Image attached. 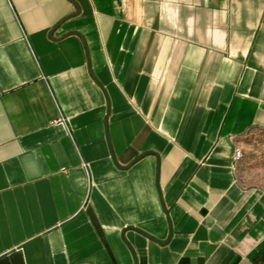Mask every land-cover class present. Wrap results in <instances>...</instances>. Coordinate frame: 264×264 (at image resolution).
<instances>
[{"label":"crops","instance_id":"0c3cea01","mask_svg":"<svg viewBox=\"0 0 264 264\" xmlns=\"http://www.w3.org/2000/svg\"><path fill=\"white\" fill-rule=\"evenodd\" d=\"M258 128L264 0H0V264H264Z\"/></svg>","mask_w":264,"mask_h":264},{"label":"rangeland","instance_id":"374dc122","mask_svg":"<svg viewBox=\"0 0 264 264\" xmlns=\"http://www.w3.org/2000/svg\"><path fill=\"white\" fill-rule=\"evenodd\" d=\"M243 158L238 162V181L245 187L264 189V128L252 129L238 141Z\"/></svg>","mask_w":264,"mask_h":264},{"label":"built area","instance_id":"2783aa9c","mask_svg":"<svg viewBox=\"0 0 264 264\" xmlns=\"http://www.w3.org/2000/svg\"><path fill=\"white\" fill-rule=\"evenodd\" d=\"M243 158V153L240 148H237L235 151V162L238 164L239 161Z\"/></svg>","mask_w":264,"mask_h":264},{"label":"water","instance_id":"95a60500","mask_svg":"<svg viewBox=\"0 0 264 264\" xmlns=\"http://www.w3.org/2000/svg\"><path fill=\"white\" fill-rule=\"evenodd\" d=\"M144 157V155L140 156L135 162L139 161L140 159H142Z\"/></svg>","mask_w":264,"mask_h":264}]
</instances>
